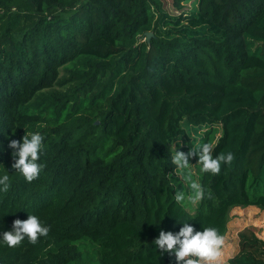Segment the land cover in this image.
<instances>
[{
  "label": "trees",
  "instance_id": "16d2710c",
  "mask_svg": "<svg viewBox=\"0 0 264 264\" xmlns=\"http://www.w3.org/2000/svg\"><path fill=\"white\" fill-rule=\"evenodd\" d=\"M185 1L0 0V237L32 214L50 229L0 245V264H177L155 249L161 230L264 211V0ZM31 132L43 167L26 182L8 144ZM189 132L234 156L218 174L197 166L193 214L169 145ZM237 247L227 264H264L254 227Z\"/></svg>",
  "mask_w": 264,
  "mask_h": 264
},
{
  "label": "clouds",
  "instance_id": "9594fccd",
  "mask_svg": "<svg viewBox=\"0 0 264 264\" xmlns=\"http://www.w3.org/2000/svg\"><path fill=\"white\" fill-rule=\"evenodd\" d=\"M44 136L39 132H31L23 135L20 141L10 140L8 147L14 151L11 153L15 158L12 168L18 171L26 182L35 180L42 169V165L37 161L44 148ZM170 148L173 149L171 163L175 165V171L180 174L182 179L190 184L191 194L187 199L190 204H197L204 197V189L199 179H191L192 166L189 159L198 156L199 173L218 174L221 165L230 164L233 159L232 152L220 153L213 158V147L204 142L195 145L187 153L178 151L180 140H174ZM8 175H0V191L8 189ZM170 180V177H169ZM185 200L183 191L176 192L175 201L182 203ZM160 220L158 221V224ZM183 226L173 234L161 230L158 237L153 241L155 249L161 254L168 253L174 255L177 261L183 264H219L223 256V247L225 243L224 236L221 235L215 227H205L202 231H194L186 221L179 222ZM49 227L43 224L40 218L34 214L28 215L27 219L13 221V230L5 232L0 237V245H6L13 248L28 240L35 244L39 237L47 236Z\"/></svg>",
  "mask_w": 264,
  "mask_h": 264
},
{
  "label": "rangeland",
  "instance_id": "374dc122",
  "mask_svg": "<svg viewBox=\"0 0 264 264\" xmlns=\"http://www.w3.org/2000/svg\"><path fill=\"white\" fill-rule=\"evenodd\" d=\"M163 5L164 9L171 13V14H177L176 10H174L172 4L173 0H160ZM197 0H186L183 5L187 10L192 9V7H195V2ZM189 140L188 139H182L180 140V147L177 149L178 151H182V149H185V153H187L190 148H193V146H189V143H192L193 145L196 144L195 136L192 134V132H189ZM219 134L216 135L215 139L218 138ZM183 152V151H182ZM189 164L192 166L191 171V179L196 180L198 178L197 173V166L198 160L196 158V155H193L189 159ZM173 177H175L176 180V187L177 191H183L185 195V200L182 202L184 205L183 207L189 212H194V208L196 206L193 204H190L188 202V195L191 194L190 184L187 182V180L182 179L180 177V174L176 172ZM205 227H215L217 228L218 232L224 236L225 243L223 247V256L219 262V264H227L228 259L233 257L237 250V233L246 228V227H254L256 229L257 235L264 240V211H261L253 206L250 205H243L239 203L232 204L228 206L226 209L219 211L214 214L213 218L209 219L208 221L204 222L198 231H202Z\"/></svg>",
  "mask_w": 264,
  "mask_h": 264
},
{
  "label": "water",
  "instance_id": "95a60500",
  "mask_svg": "<svg viewBox=\"0 0 264 264\" xmlns=\"http://www.w3.org/2000/svg\"><path fill=\"white\" fill-rule=\"evenodd\" d=\"M144 37H145V40L148 42L150 37H152V33H145Z\"/></svg>",
  "mask_w": 264,
  "mask_h": 264
}]
</instances>
